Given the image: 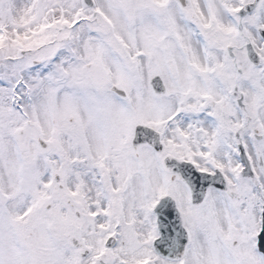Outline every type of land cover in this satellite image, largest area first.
I'll use <instances>...</instances> for the list:
<instances>
[{
	"label": "snow or ice",
	"instance_id": "1",
	"mask_svg": "<svg viewBox=\"0 0 264 264\" xmlns=\"http://www.w3.org/2000/svg\"><path fill=\"white\" fill-rule=\"evenodd\" d=\"M0 264H264V0H0Z\"/></svg>",
	"mask_w": 264,
	"mask_h": 264
}]
</instances>
